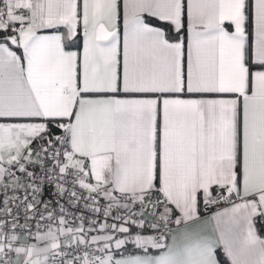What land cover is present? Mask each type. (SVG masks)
Listing matches in <instances>:
<instances>
[{
    "label": "snow or ice",
    "instance_id": "6c2138e0",
    "mask_svg": "<svg viewBox=\"0 0 264 264\" xmlns=\"http://www.w3.org/2000/svg\"><path fill=\"white\" fill-rule=\"evenodd\" d=\"M0 264H264V0H0Z\"/></svg>",
    "mask_w": 264,
    "mask_h": 264
},
{
    "label": "crops",
    "instance_id": "0c3cea01",
    "mask_svg": "<svg viewBox=\"0 0 264 264\" xmlns=\"http://www.w3.org/2000/svg\"><path fill=\"white\" fill-rule=\"evenodd\" d=\"M75 50V49H74Z\"/></svg>",
    "mask_w": 264,
    "mask_h": 264
}]
</instances>
